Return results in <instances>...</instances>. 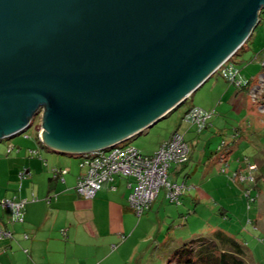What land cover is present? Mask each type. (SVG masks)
Wrapping results in <instances>:
<instances>
[{
  "label": "water",
  "instance_id": "water-1",
  "mask_svg": "<svg viewBox=\"0 0 264 264\" xmlns=\"http://www.w3.org/2000/svg\"><path fill=\"white\" fill-rule=\"evenodd\" d=\"M264 0H0V142L83 155L140 136L250 38Z\"/></svg>",
  "mask_w": 264,
  "mask_h": 264
},
{
  "label": "crops",
  "instance_id": "crops-1",
  "mask_svg": "<svg viewBox=\"0 0 264 264\" xmlns=\"http://www.w3.org/2000/svg\"><path fill=\"white\" fill-rule=\"evenodd\" d=\"M244 54L239 57H242L241 60L237 58V62L245 60ZM257 73L245 77L253 79ZM213 78H216L215 83H219L220 77L212 76L192 94L185 102L191 101L189 108L183 113L181 120L179 118L175 122V128L168 136L156 142L152 150H140L144 154H153L175 131L184 135L190 147V159L184 165H174L169 174L170 181L185 183L188 187L181 207L197 203V195L190 191L191 186L195 185L188 184L190 179L195 178V173L203 169L202 175L205 177L212 167L221 170L224 166L218 152L221 143L225 140L227 144L223 151L225 156L236 153L242 125H253V121H257L247 91L233 88L226 109L214 108L216 118L211 119L207 130L199 133L195 126L188 125L181 132L185 113L193 106L197 107L195 95L204 90L207 84H212ZM241 115L244 116L239 118ZM256 125L259 127L261 123ZM151 128L140 136L148 135ZM214 136L220 138L217 139L215 149L210 151ZM30 137L34 139L33 135ZM34 140L37 155H22V147L34 146L26 141L21 142L20 146L13 145L14 149L10 152L6 151L5 146L0 148V198L29 200L22 214L23 221H16L11 210L0 209V227L12 234V238L0 239V264H134L138 248L129 245L135 223L134 212L128 203L130 180L116 176L112 183L103 186L95 198L85 199L78 195L75 188L83 172L75 170L73 162V159L82 158L79 155L49 151ZM6 145L9 146V143ZM55 153L67 157V160L50 156ZM258 166L260 170L261 165ZM64 169H67V173L62 174ZM257 185L259 187L258 183ZM165 200V194H159L146 214L155 210L158 212ZM250 221L257 228L256 222ZM158 241L155 240L156 246H159ZM245 243L252 248H256L258 244L257 241ZM170 251L168 249L166 255Z\"/></svg>",
  "mask_w": 264,
  "mask_h": 264
},
{
  "label": "rangeland",
  "instance_id": "rangeland-1",
  "mask_svg": "<svg viewBox=\"0 0 264 264\" xmlns=\"http://www.w3.org/2000/svg\"><path fill=\"white\" fill-rule=\"evenodd\" d=\"M261 20L258 28L254 31L253 43L248 45V47L253 48L244 54L245 62H237L238 64L235 63L236 66L233 62H229L230 59L227 60L228 62L225 61L227 62L226 65H233L240 69L241 74L238 71L240 78L248 74V77L256 74L261 68V61L264 60V13ZM232 61H237V57ZM216 73L219 74L218 69L213 75ZM215 79L213 78L212 84H207L204 90H200L195 95L196 106L213 113V118L215 117V107H218L219 110L226 109L233 88L246 90L257 121H253L255 123L253 125L248 123L242 125L239 131L241 134L239 133V145L236 153L226 156L227 160H222V162L228 161L226 172L212 167L209 169L210 173L203 177V169H201L200 172L194 174V179L189 180V185H195V187L191 186L190 191L193 195H197L196 205L190 204V206L181 207L165 200L158 212L155 210V212L144 213L142 216L134 212L133 238L129 245L137 246L138 253L143 252H141L142 254L137 253L134 264H180L174 257L170 259L166 255L168 249L170 251L184 243L188 244L186 247H191L193 251L191 254H195L198 249V240L209 237L215 230H223L242 242L253 243L257 241L256 248L247 247L248 255L251 256L248 262L250 264H264V73L257 78L254 85H252L253 83L248 84V81H241L240 84L235 85L236 83L227 82L222 77L219 78V83H215ZM190 102L188 101L180 109L151 128L148 135L125 141L123 144H129L141 151L152 150L156 142L168 136L169 132L175 128V122L179 118L181 120L183 113L189 108ZM242 116L244 115L239 116V118ZM41 121L42 117L38 116L34 126L25 133H18L8 141L4 139L5 141L0 142V148L5 146L7 151V143L12 146H20L21 142L26 141L34 146L22 147V155L30 156L32 149L37 150L35 147L37 144L30 136L36 135L35 131L41 132ZM260 123L261 126L257 127L256 124ZM37 125L39 126L36 127ZM188 125L191 124L183 120L180 131L183 132ZM219 138L218 136L212 138L210 151L215 149ZM50 156L55 159L67 160V157L56 153ZM73 162L75 170L85 172V168L79 167L80 158L73 159ZM258 164L261 165V168L257 171L258 180H256V172L254 171L259 168ZM249 176L256 180V184H259L258 189L253 188V185L250 184L251 188L248 189L250 199L247 197L248 190L246 191L249 185L240 184L242 178ZM160 194L163 196L165 190L162 189ZM253 199L255 200L252 201ZM221 207L228 211V218L219 214ZM250 220L256 222L257 228ZM253 233L256 234L253 236ZM155 240H159V246H156ZM146 249L149 250L146 252Z\"/></svg>",
  "mask_w": 264,
  "mask_h": 264
},
{
  "label": "built area",
  "instance_id": "built-area-1",
  "mask_svg": "<svg viewBox=\"0 0 264 264\" xmlns=\"http://www.w3.org/2000/svg\"><path fill=\"white\" fill-rule=\"evenodd\" d=\"M227 62L218 68L219 75L232 83L240 84L238 70L233 65H226ZM212 116L211 112L200 107H193L186 114L185 120L201 132L208 126ZM39 138L41 139V132H39ZM123 143H117L107 150L83 154L80 166L85 168V172L79 176L75 187L78 195L85 199H93L105 184L112 183L118 175L134 180V184H129V187L133 189L128 202L139 215L150 208L161 189L166 191V197L170 201H177L185 186L172 183L169 180V170L173 165L185 164L190 158V147L184 135L179 132L173 134L155 153L149 155ZM10 151L12 147L8 148V152ZM30 153L37 155L38 151L31 150ZM61 173H67V169L62 170ZM240 181L253 182L254 180L249 176ZM28 202V199L17 201L0 198V209L11 210L16 221H23L22 214ZM4 238H12V234L0 227V239Z\"/></svg>",
  "mask_w": 264,
  "mask_h": 264
},
{
  "label": "trees",
  "instance_id": "trees-1",
  "mask_svg": "<svg viewBox=\"0 0 264 264\" xmlns=\"http://www.w3.org/2000/svg\"><path fill=\"white\" fill-rule=\"evenodd\" d=\"M264 13V10L261 12L260 16H259V19H260V22L262 21L261 20V16L263 15ZM259 26V24H258ZM257 26V28H258ZM256 28V29H257ZM253 37H254V32L253 34L251 35V37L242 45V47L230 58V61L229 62H233V64H238L237 61H232L235 57L239 58L242 54L245 53V51L250 50L251 48L253 47H248V45H250L251 43H253ZM245 60L241 61V63H244ZM235 64V65H236ZM237 66V65H236ZM236 66H233L236 70L240 71L239 68H237ZM264 73V60L261 61V69L258 71L256 77H254L253 79H248L246 77H242L240 78V75H239V80L240 81H248V84H252L254 85L255 81L257 80V78ZM240 74H241V71H240ZM219 76L221 77L219 74H215L213 76ZM258 76V77H257ZM227 82H229V80L225 79ZM254 80V81H253ZM233 84H235V82H233ZM237 85V84H235ZM193 94V93H192ZM192 94L189 96V98L192 96ZM188 98V99H189ZM187 99V100H188ZM186 100V101H187ZM185 101V102H186ZM184 102V103H185ZM186 104V103H185ZM195 107V106H193ZM192 107V108H193ZM190 110V109H189ZM189 110L185 113L184 115V118L183 120H185V116L186 114L189 112ZM38 116H41V114L39 113L38 115H36L31 123H30V127L31 128L32 126H34L35 124V121L37 119ZM211 125V121H209V124L208 126L203 130H207L208 127H210ZM39 125H37L36 127H38ZM28 128V129H29ZM201 131V132H203ZM26 132V131H25ZM199 132V133H201ZM36 135L33 134L34 136V139H36L38 141V143L45 149L49 150V151H53L51 150L50 148L46 147L42 142H41V139L39 138V132L35 131ZM175 133H178V131H175L173 134ZM171 138V137H170ZM10 139V138H8ZM7 139V140H8ZM226 142L225 140L221 143V145L219 146V154H220V159L221 161L222 160H226V156L225 154L223 153L224 149L226 148ZM9 147H12V150L14 149L13 146H8ZM140 151V150H139ZM141 152V151H140ZM144 154V153H143ZM75 155V154H73ZM77 155V154H76ZM149 155V154H148ZM224 155V156H223ZM80 157H82L83 155H79ZM190 159V158H189ZM189 161V160H188ZM188 163V162H186ZM185 163V164H186ZM224 166H222L221 168V171L222 172H226V168H227V164L228 162H224ZM184 165V164H183ZM174 166V165H173ZM172 166V167H173ZM81 167V166H80ZM171 167V168H172ZM170 168V170H171ZM259 168H257V170H255L254 172H256V180L257 179V171H258ZM170 170H169V174H170ZM118 176V175H117ZM116 177V176H115ZM119 177H122V176H119ZM122 178H125V177H122ZM126 179H129L130 182H128V187H129V184H134V180L132 178H126ZM256 180H254L253 182H249V181H245V182H241L240 184H248L249 187L246 188V191L251 188L250 187V184L253 185L252 187L258 189V185L256 184ZM172 182V181H171ZM172 183H175V182H172ZM177 184H184L185 186V189L183 191V193L181 194V196L178 198L177 201H170L167 197H166V191H165V198L167 201L171 202V203H176L178 205H181L182 204V200L184 198V195L186 193V191L188 190V187L185 183H177ZM129 189L131 190L132 192V189L133 187H129ZM162 190V189H161ZM160 190V192H161ZM130 192V194H131ZM159 192V194H160ZM248 199H250V191L248 190ZM129 194V195H130ZM158 194V195H159ZM158 197V196H157ZM157 199V198H156ZM255 199H253L252 201H254ZM156 201V200H155ZM154 201V202H155ZM153 202V203H154ZM129 203V202H128ZM152 206V205H151ZM150 206V208H151ZM130 207V205H129ZM131 208V207H130ZM149 208V209H150ZM149 209H147L146 211L143 212V214H141L140 216L144 215V213H146ZM131 210L133 212H135L132 208ZM227 210L223 207L220 208L219 210V214L222 215L223 217H226L228 218L227 216ZM198 249L196 251L195 254H191L193 251L191 250V247L188 248L186 247L188 244H184L182 243L180 246L176 247L175 249L171 250L167 256L172 259L173 257L176 259L177 262H179L180 264H250L248 262V258L251 259V256L248 255V249H247V244L245 242H242L241 240H238L237 238H235L234 236L228 234L227 232L223 231V230H215L212 232V234L207 237V238H200L198 240ZM176 263V262H175Z\"/></svg>",
  "mask_w": 264,
  "mask_h": 264
}]
</instances>
